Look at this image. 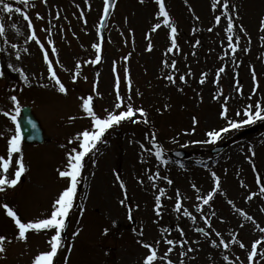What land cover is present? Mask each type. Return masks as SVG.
<instances>
[{
	"label": "rangeland",
	"instance_id": "obj_1",
	"mask_svg": "<svg viewBox=\"0 0 264 264\" xmlns=\"http://www.w3.org/2000/svg\"><path fill=\"white\" fill-rule=\"evenodd\" d=\"M5 2L21 12L5 13L0 5V24L5 27L0 35V110L15 114L10 97L17 96L20 107H32L46 139L43 144H21L26 171L16 186L0 190V235L6 237L0 264H31L40 251L50 250L48 240L54 229L30 230L27 239L20 240L3 205L13 208L22 222L49 215L54 200L69 183L59 175L66 166L67 153L71 145L77 146L76 134L90 125L81 108L83 99L91 95L94 111L103 115L114 110L117 91L123 99L120 110L129 103L133 108L148 109L156 134L136 113L132 120L109 129L89 153L68 216L70 223L59 256L62 264H142L147 249L141 240L157 247L156 264H167V259L173 264L181 260L184 264H248L251 243L264 236L260 231L264 228V194L260 191L264 185V120L248 124L255 128L252 133L242 131L245 125L222 134L214 143L205 141L209 139L207 131L224 127V121L246 118L237 116V110L242 112L251 104L254 111L257 101L264 106V30L260 28L264 0H229L227 12L224 0H216L215 8L213 0H164L170 22L177 28L175 47L170 27L157 15V0H115L107 37L102 41L98 25L104 0ZM25 13L32 29L27 27ZM216 16L221 17L219 23ZM229 17L233 20L232 43L240 37L235 53L225 31ZM158 23L161 26L153 31ZM33 30L39 44L28 40ZM97 43L100 60L95 62L93 44ZM44 51H48L66 93L59 92L50 78ZM221 67L224 71L217 76ZM18 69L28 77L27 82ZM253 71L258 85L255 93ZM225 105L232 114L227 119L220 115ZM3 111L0 155H6L7 138L15 132L13 121ZM224 142L227 148L217 156L208 153L176 162L167 155L174 145L185 150L208 149ZM157 144L162 150L160 157L155 155ZM14 160L9 178H14ZM212 172L220 178V188L205 205L197 196H207L215 186ZM177 190L183 206L180 212L175 211ZM157 195H161L159 215L155 211ZM184 209L196 219L185 216ZM204 217H210L211 227ZM201 228L204 232L197 231ZM217 231L220 237H216ZM233 236L238 242H233ZM165 238L188 243L175 244L165 258L169 247ZM221 238L229 244L228 249L211 244L213 239L219 244ZM240 242L246 247L241 248ZM261 252L264 247L258 246L255 264H264ZM54 264L59 263L55 260Z\"/></svg>",
	"mask_w": 264,
	"mask_h": 264
},
{
	"label": "snow or ice",
	"instance_id": "obj_2",
	"mask_svg": "<svg viewBox=\"0 0 264 264\" xmlns=\"http://www.w3.org/2000/svg\"><path fill=\"white\" fill-rule=\"evenodd\" d=\"M25 4L28 3V0H23ZM46 2V0H45ZM157 3L159 4V12L157 15L163 17V23L165 25H168L170 27V32L172 35V46H176V38L175 33L177 32V28L174 24L170 22L169 13L166 11L165 8V2L164 0H157ZM0 5H2V10L5 13H11L13 11L19 13L21 12L20 8L13 9V4L10 2H5V0H0ZM113 5L109 2V0H104V16H107L109 9ZM216 7V0H213V8ZM224 8L225 12L228 11L229 8V0H224ZM59 15V14H57ZM37 17L39 18V13H37ZM104 17H101L103 19ZM24 19L28 21L27 27L29 29L33 28L32 21L29 19L28 15L24 14ZM221 17L216 16L215 20L217 23L220 22ZM161 25L158 23L154 26L153 31L155 29H158ZM15 27V25H14ZM260 28L264 30V19H261L260 22ZM225 31L229 34L227 39L230 42L229 47L233 53L237 51V48L239 47V40L240 37H235V43H232L233 41V20L231 17L227 20V28ZM5 32V27L3 24H0V35H3ZM28 40L35 41L36 43H40L36 32L33 30L31 35L28 36ZM49 44L52 43V41H48ZM13 48H16V45H12ZM41 48L44 47L43 44L40 45ZM93 47L96 49V61L98 62L100 60V50L101 46L100 44H93ZM149 50H151L152 45L149 43L148 45ZM172 49L169 48L168 51H171ZM247 51L248 49H244ZM27 51V49H25ZM52 51L55 52V48H52ZM17 59L20 58V53H16ZM43 59L45 63L47 64V71L52 80L55 81V84L58 86V90L61 93H66L67 89L65 85L60 81V78L57 76L56 71L53 67V61L49 59V53L48 51H44L43 53ZM127 59V57H125ZM9 67H12L11 64L8 65ZM174 66V64H173ZM115 70V69H114ZM18 71L21 72V77L27 82L28 77L24 75L22 70ZM224 71V68L221 67L218 72L217 76H219L220 73ZM3 73L0 72V76H2ZM170 81L173 79L172 76L167 77ZM76 77L73 76V80H75ZM181 80L184 79L183 76L180 77ZM252 80L254 82V87L252 89L253 93L256 92L258 85L256 84V74L255 71L252 73ZM203 82V81H202ZM238 83V82H237ZM119 87V78H117V89ZM237 91H240V87L238 85ZM11 102L15 105L14 112L15 114L9 113L8 111H3V115L9 117L13 122L17 120V117L20 112V104L18 101L17 96L12 95L10 97ZM116 100L117 103L114 106V110H106L103 115L98 114L96 111H94L93 108V97L89 95L86 99H83V102L81 104V108L84 110L87 117L90 118V125L88 128L83 129L82 131L78 132L76 134L75 139L77 140V146L73 147L70 152L67 153V163L63 170L59 171V175L62 178H67L69 180L68 185L58 194L57 198L54 200L52 204V210L49 215H46L44 218H36L34 220H29L27 222H22L21 218L17 215L16 211L13 210L7 203L3 205V208L6 210L7 215L11 217L14 222L15 226L18 230V239L20 240H26L27 239V233H29L30 230H34L36 232H41L44 230L51 231L54 229V234L50 235V239L48 240V244L50 245V250H44L40 251L35 257L33 258L31 264H53V259L58 253V249L62 247V231L65 228L66 224V218L69 216L70 210L74 206V199L76 197L77 192V185L79 183V177L81 175V170L84 166V158L92 152L94 149H96L98 142L102 140L105 133L112 129L114 126H117L121 124L124 120H132L134 117H136V113H140L141 116H145V110L143 108H133L132 104L129 103L124 106V110H120L121 106L123 104V99L121 98L119 91H117L116 94ZM254 111H253V105L249 104L246 106L242 112L241 110H237L236 115L245 116V119L240 120H232L228 119L227 124L224 127H221L219 129H211L207 131L206 136L209 138L205 142H211L214 143L221 139L222 134L228 133L230 130H238L241 127L254 123L257 120H264V106H262V103L260 101H257L254 105ZM227 113L228 108L227 105L223 107V110L220 112V115L222 117H225L227 119ZM138 119V118H137ZM145 123H147V120H144ZM193 122L195 123V117L193 118ZM194 131V129H193ZM22 132L21 127L19 124L15 127V132L13 135H11L9 138H7L6 141V155H0V190H3L5 187L8 186H16L19 182L21 175L26 171L23 154H22ZM153 140H155V136L153 134L152 137ZM72 142L71 140L69 141ZM193 143H198V141H193ZM157 151L155 155L157 157H160L162 154V150L160 145H156ZM79 149V150H78ZM15 158V160H14ZM13 160L15 162V165L17 166L15 168L14 172V178H9V170L12 167ZM157 176H159V173H157ZM212 177L215 182V186L211 191L207 193V196L201 197L197 196L198 200H202L203 204L207 205L209 203V200L212 199L215 192H217L220 188V178L216 175L215 172H212ZM156 177H153L155 179ZM167 179V177H165ZM168 183H172L171 180H168ZM257 183H260V177H257ZM121 187H124L123 183H121ZM155 187V185H153ZM196 186L193 185V188ZM261 194H264V185L261 186ZM161 195H163V190H161ZM161 195H157L155 197V211L157 215L160 214L161 210ZM180 193L179 190H177L176 194V203H175V211L180 212L182 209L181 199H180ZM251 197H249L250 199ZM120 203L123 205L125 203L124 200H121ZM197 211H200V205H196ZM183 214L192 220H195L196 217L192 215L191 212H189L187 209H184ZM215 215V213H213ZM247 215V214H245ZM129 218L131 219V209H129ZM251 219V217H248ZM205 223L211 227L210 224V217H204ZM108 229H105V232H107ZM135 231V229H134ZM197 231L204 232V229H197ZM261 233H264V228H261ZM209 233H205V235H208ZM142 235V233H141ZM181 235H183V231L181 230ZM216 237H220V232H215ZM233 242H238L236 240V237H232ZM6 240V237L3 235H0V253H4L6 251L4 247V242ZM164 242L166 245H168L167 252L165 253V258L167 257V254L173 251V247L175 244H181V246L187 244L188 242L186 240L184 241H174L172 239H164ZM142 246L147 249V254L144 256L142 264H156V261L159 259L158 257V249L154 244L145 242L143 240L140 241ZM160 241H156L155 244L158 245ZM211 244L213 246L219 247L223 246L224 249L229 248V244L221 238L219 240V244H217V240L213 239L211 240ZM239 246L241 248H245V244L240 242ZM258 246L264 247V236H261L259 239H255L251 243L250 250L247 252V261L248 264H255V258L258 255ZM189 251H192L193 249L189 248ZM181 256H184L185 253L181 252ZM260 255L264 256V252H261ZM225 261L229 259L227 255L223 257ZM167 264H173V260L167 259ZM180 264H184V261L181 260Z\"/></svg>",
	"mask_w": 264,
	"mask_h": 264
},
{
	"label": "water",
	"instance_id": "obj_3",
	"mask_svg": "<svg viewBox=\"0 0 264 264\" xmlns=\"http://www.w3.org/2000/svg\"><path fill=\"white\" fill-rule=\"evenodd\" d=\"M111 4H113V0H109ZM111 9V8H110ZM110 9L108 11L107 16H103L104 18L101 20L100 32H103V29L106 25V20L109 15ZM17 124L21 127L22 137L23 140L26 142H42L43 141V134L42 129L40 128L37 120L32 116L30 112V108L24 107L21 110V116L17 120ZM224 146L215 147L211 150V152L217 153L221 151ZM172 155L178 158H185L187 154L183 151H175L171 152Z\"/></svg>",
	"mask_w": 264,
	"mask_h": 264
}]
</instances>
